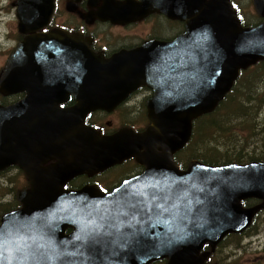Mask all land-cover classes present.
Instances as JSON below:
<instances>
[{"label": "water", "instance_id": "95a60500", "mask_svg": "<svg viewBox=\"0 0 264 264\" xmlns=\"http://www.w3.org/2000/svg\"><path fill=\"white\" fill-rule=\"evenodd\" d=\"M18 2L22 31L26 21L44 18L46 3L47 15L52 9V0ZM252 2L264 18V0ZM151 12L184 21L185 32L108 59L72 35L35 34L8 58L0 92L26 96L0 106V170L18 163L30 187L17 193L21 207L0 218V264H149L165 257L167 264H196L202 243L241 232L264 208V162L191 160L183 171L173 163L192 121L225 99L241 70L264 60V20L241 26L229 0H105L98 15L129 22ZM139 85L154 90L143 131L100 135L85 125L88 113L112 110ZM69 92L76 103L59 109ZM31 149L36 157L28 160ZM130 157L145 170L111 192L63 189L76 175ZM50 158L56 162L44 166ZM250 197L262 202L244 208Z\"/></svg>", "mask_w": 264, "mask_h": 264}, {"label": "flooded vegetation", "instance_id": "af4514ba", "mask_svg": "<svg viewBox=\"0 0 264 264\" xmlns=\"http://www.w3.org/2000/svg\"><path fill=\"white\" fill-rule=\"evenodd\" d=\"M127 1L114 0V2L121 4ZM129 1L138 2L140 0ZM104 2L105 0H52V9L51 12L49 11V15H47L48 5L46 3L47 16L45 15L39 22L35 20L26 21V23L31 24L30 26L34 25V27L25 25V31H22L20 23L24 22L19 15V2L18 0H11L10 8H12L13 12L10 17L11 21L6 22V27L3 21L8 18L0 10V56L2 57L0 59V74L7 64L11 53L27 37L35 34L57 32L72 35L79 40L89 42V47L94 53L102 55L104 59H108L121 50L137 49L146 42H172L185 32L184 21L178 18H170L159 12H151L142 18L129 22H113L110 19H103L98 14L99 10L104 6ZM231 3L243 26H254L263 20L254 9L252 0H231ZM261 63H264V61L257 64ZM247 72L246 70L244 74ZM242 74L243 72L240 75ZM153 95V89L139 85L136 89L130 91L112 110L96 109L88 113L85 117V124L95 128L101 135H111L122 127L132 128L137 132L143 131L150 124L147 116V101ZM25 96V91L10 94H2L0 92V106L7 107L20 101ZM74 97V94L71 92L63 95L64 99L58 103V108L64 109L73 106L76 103ZM95 114L97 115L93 119H87ZM108 115L119 116L122 118V124L119 127H114L112 120L104 121L103 117ZM0 118L3 119V122L6 119L1 116ZM30 119L34 121L36 117L32 115ZM13 120L14 118H11L8 123H12ZM133 121H143V123L139 126H132L131 122ZM186 147L173 154V163L180 171L185 170L188 162L191 160L188 157L182 156ZM25 155L28 160H33L36 157L32 149L26 150ZM22 157H24L22 153L16 155L18 161L23 160ZM55 162V158H50L43 165L48 166ZM144 170L145 166L143 164L138 163L133 157H130L105 170L91 174L83 173L76 175L63 185V189L76 190L86 185H96L102 192L108 193L120 186L125 180L142 174ZM16 177L23 179L22 185L8 188L9 191H2L1 186L6 184L7 181L10 183L11 179ZM29 187L30 183L27 179V174L18 163L9 164L0 170V218L3 214L21 207V202L17 199V193ZM6 196L10 199H6ZM261 202L260 198H247L242 201V205L243 207H252L259 205ZM262 212H264V208L259 209L254 214L249 225L241 232L228 233L216 243H210L209 241L202 243L196 251V259H198L196 264H225L221 256L226 258L228 254L231 255L232 251L227 252V254L226 250L230 249L228 245L234 244L229 240L234 237H246V235H249L253 231H257L255 224L262 223L258 219V216ZM69 231L67 229L65 232ZM203 255L204 257L202 258ZM167 263L168 258L165 257L151 261L149 264Z\"/></svg>", "mask_w": 264, "mask_h": 264}, {"label": "trees", "instance_id": "16d2710c", "mask_svg": "<svg viewBox=\"0 0 264 264\" xmlns=\"http://www.w3.org/2000/svg\"><path fill=\"white\" fill-rule=\"evenodd\" d=\"M262 65L264 67V63ZM262 71L264 76V69ZM243 88H245L244 93ZM251 92H253L251 83L248 82L246 85L235 83L232 91L213 112L195 119L193 121L192 138L185 152L189 153L191 158H196L208 164L244 163L255 159L264 160V148L258 156H255L254 152L250 151L248 146H245L246 137H237V130H233L235 121H238L243 133L252 131L256 126L253 120L249 118L254 119L261 103L254 99ZM255 103L257 107H254ZM96 115L87 119H93ZM242 116H247L248 120L253 123L252 126H249L250 130L248 131H245L244 123H246V120L240 119ZM197 146H200L199 150Z\"/></svg>", "mask_w": 264, "mask_h": 264}, {"label": "rangeland", "instance_id": "374dc122", "mask_svg": "<svg viewBox=\"0 0 264 264\" xmlns=\"http://www.w3.org/2000/svg\"><path fill=\"white\" fill-rule=\"evenodd\" d=\"M244 1V0H243ZM11 0H0V10L2 11V14L7 16L8 19L3 21V24L6 27V22H10L11 14L13 12L11 6ZM251 9V8H250ZM250 16V15H249ZM252 19V18H251ZM4 27V29H5ZM2 57L0 56V59ZM264 69L261 64H258L257 66L254 65L253 67H250L247 69V73L242 74L239 79H237L236 84H242L246 85V83H251V92L252 96H254V99H257L259 103H261L260 108L255 114L254 119L249 118L253 120L254 129L252 131L250 130L249 126H252L253 123L251 120H248L247 116H242L240 119L246 120L245 124V131H248V133H243L241 130V126L238 124V121H235L233 123V130H237V137H246V143L245 146H248V149L250 151H253L255 156H258L261 152V150L264 148V76L262 74V70ZM240 80V82H239ZM243 82V83H242ZM245 91V88H243V93ZM238 95V94H237ZM241 95V94H240ZM236 99V98H235ZM237 102V99H236ZM254 107H257L256 103L254 104ZM96 119V118H95ZM99 119V118H98ZM112 120L114 127H119L122 124V118L116 115H108L104 116L103 120ZM129 121V120H125ZM143 123V121H133L131 122V125L133 126H139ZM230 131V130H229ZM228 131V133H229ZM250 132V133H249ZM254 135H252V134ZM200 145V144H199ZM196 147V146H195ZM200 146H197V149L199 150ZM255 148V149H254ZM182 156L190 158V154L187 152H183ZM7 180V179H6ZM23 179L22 178H12L11 182L9 183L7 181L6 184L1 186L2 191L7 190L11 187H17L22 185ZM6 199H10L8 196H6ZM258 219L261 224H255L257 226V231H253L249 235H246V237L238 238L234 237L231 238V240L234 244L228 245L230 248L229 250H226L227 252H231L232 254H228L226 258L224 256H221L224 259L225 264H264V212L260 213L258 216Z\"/></svg>", "mask_w": 264, "mask_h": 264}]
</instances>
